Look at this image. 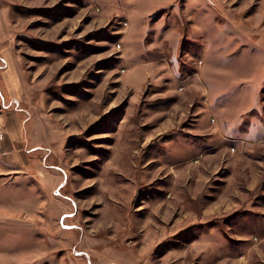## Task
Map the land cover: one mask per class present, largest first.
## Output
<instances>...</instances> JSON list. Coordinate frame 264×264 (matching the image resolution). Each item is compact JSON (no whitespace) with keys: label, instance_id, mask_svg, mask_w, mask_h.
Wrapping results in <instances>:
<instances>
[{"label":"rangeland","instance_id":"1","mask_svg":"<svg viewBox=\"0 0 264 264\" xmlns=\"http://www.w3.org/2000/svg\"><path fill=\"white\" fill-rule=\"evenodd\" d=\"M4 5L0 264H264V0Z\"/></svg>","mask_w":264,"mask_h":264},{"label":"crops","instance_id":"2","mask_svg":"<svg viewBox=\"0 0 264 264\" xmlns=\"http://www.w3.org/2000/svg\"><path fill=\"white\" fill-rule=\"evenodd\" d=\"M0 4H3V0H0ZM7 7L8 6L4 5L2 8H0V24L4 23L6 27L7 22L5 20L7 19L8 15ZM0 26L2 27V25ZM10 59V40L8 37H5V35L0 33V67L2 66L0 69V83L3 85L4 91L9 96V98L11 96H15L16 90L18 88V86L16 87L17 73L12 67L13 65ZM11 107L12 105L6 104L0 107V121H3V126L7 133V137L5 138L6 140L3 141L2 146H0V148H2V152H0V174L7 176L21 174L24 176L25 174H28L29 171L24 169L26 168V165L24 167L20 155L24 150V143L21 134L22 124L21 120ZM27 145L29 146V144ZM17 157L19 158L18 163L16 164ZM24 202L25 201H20L18 205L28 206L27 204H24ZM15 204L16 203H10V206H13L12 208H14ZM12 208H10L11 212H13ZM27 215L28 213H26V216ZM14 216L15 214L10 213L11 218Z\"/></svg>","mask_w":264,"mask_h":264}]
</instances>
